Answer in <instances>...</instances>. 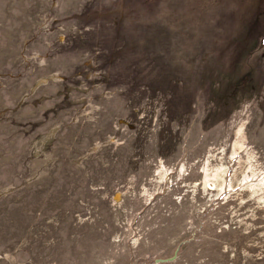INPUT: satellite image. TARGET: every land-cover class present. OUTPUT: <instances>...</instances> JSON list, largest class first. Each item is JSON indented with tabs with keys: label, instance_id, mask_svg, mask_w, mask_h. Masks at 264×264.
Instances as JSON below:
<instances>
[{
	"label": "rangeland",
	"instance_id": "374dc122",
	"mask_svg": "<svg viewBox=\"0 0 264 264\" xmlns=\"http://www.w3.org/2000/svg\"><path fill=\"white\" fill-rule=\"evenodd\" d=\"M264 264V0H0V264Z\"/></svg>",
	"mask_w": 264,
	"mask_h": 264
},
{
	"label": "water",
	"instance_id": "95a60500",
	"mask_svg": "<svg viewBox=\"0 0 264 264\" xmlns=\"http://www.w3.org/2000/svg\"><path fill=\"white\" fill-rule=\"evenodd\" d=\"M175 258H176V250H175V252L173 253V255L170 256V257H167V258H155V259L153 260V264L169 263V262L174 261Z\"/></svg>",
	"mask_w": 264,
	"mask_h": 264
}]
</instances>
